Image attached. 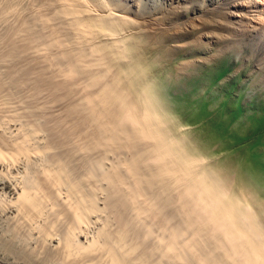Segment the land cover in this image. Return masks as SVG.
Here are the masks:
<instances>
[{
  "label": "rangeland",
  "instance_id": "374dc122",
  "mask_svg": "<svg viewBox=\"0 0 264 264\" xmlns=\"http://www.w3.org/2000/svg\"><path fill=\"white\" fill-rule=\"evenodd\" d=\"M112 1L0 0V148L7 154L0 163V188L10 191L0 190V258L54 263L45 250L60 247L61 233L47 238L48 247L39 227L60 210L59 201L69 203L65 186L56 194L60 204L50 199L48 212L27 226L12 202L26 180L63 167L69 183L83 185L99 204L87 221L91 225L76 231L83 245L105 223L112 231L131 224L129 240L141 242L150 224L159 235H149L146 249L172 235L163 242L178 245L176 264H242L178 183L183 172L171 177L167 170L182 153L202 159V184L226 171L227 197L240 196L245 203L238 210V232L248 230L251 242L264 239V84L255 83L264 80V29L245 30L253 23L246 17L256 15L243 7L247 0ZM242 46L248 51L240 52ZM227 52L233 56L229 64ZM149 115L161 118L160 140H173L177 153L156 159L154 143L137 124ZM22 144L27 154L17 152ZM242 171L256 182L255 195L242 193ZM139 205L146 210L137 215ZM246 212L259 225V239L246 228ZM63 218L57 232L67 231Z\"/></svg>",
  "mask_w": 264,
  "mask_h": 264
},
{
  "label": "bare ground",
  "instance_id": "6f19581e",
  "mask_svg": "<svg viewBox=\"0 0 264 264\" xmlns=\"http://www.w3.org/2000/svg\"><path fill=\"white\" fill-rule=\"evenodd\" d=\"M110 1L113 2L112 0H110ZM247 1H249V3L248 2H247L248 4L245 3L246 6L244 5L243 7H248L249 6V10L254 9L252 11H254V13H256V15H254V16L247 15L249 17H246V18H248L254 24L252 23V25H251L249 23L250 27L247 26L249 28L248 29L245 28V30H249L250 29L249 32H253L254 33V32L258 31L259 29H264V0H251V1L247 0ZM235 6H236V4H235ZM250 7H251V9H250ZM154 22H155V24H158L156 22V19H154ZM239 29H242V28L239 27L238 30ZM259 32H262V31H259ZM259 32H256V33H259ZM230 41H232V40H230ZM126 51L127 50L122 51L123 58H125V56L127 54ZM239 51L240 52H243V51L246 52V51H248V49H247V47L242 46ZM226 62H228V64L230 62H233V56L229 52L226 53ZM229 67L230 66H228V68ZM263 75H264V73H263ZM255 83H257L259 85L262 84V83L264 84V80L256 78ZM67 86H69V85H67ZM261 91L264 92V88H261ZM129 113H131V112L129 111ZM128 115H127V117H128ZM130 117H131V115H130ZM140 121H141V123H137V124L141 125V127H140L141 131L144 133L143 137H145V139H147V142L149 140V142L152 141L154 143L153 146L155 147L154 149H156V153H154V152L153 153L155 154L156 159L163 160V159H165L163 157H166V156L168 157L169 155H171V153H174V154L177 153L175 151L178 150V149H175L173 147V143H174L173 140H170L169 138H166V141L164 139L165 142H162L160 140L161 135H162V123H163V122H161V118H156L155 116L149 115V116H146L145 118H143ZM131 122H132V120H131ZM134 122L136 123V120H134ZM56 131H57V129H56ZM141 131H140V134H141ZM69 132H71V131H69ZM76 133L77 132L75 131V134ZM26 138H27V136H26ZM28 138H30V137H28ZM23 144H25V143H23ZM70 144L72 145V143H70ZM97 144H98V142H97ZM9 145H11V144H9ZM22 145H17L16 146L19 149V151H18L17 148H16L17 152L18 153L20 152V153H23V154H25L26 152H29V150L26 151L25 146L24 145L22 146ZM51 146H53V145H51ZM181 147H182V150L186 151L183 148V146H181ZM1 148H0V163L3 162V160L5 159V156L7 155V154L5 155L3 153L4 152L3 151L4 147L2 149ZM182 150H181V152H182ZM181 152H178V153H181ZM8 153H9V151H8ZM195 156H197V155H195ZM174 158L175 159H173V165L171 164V167L167 171L171 174V177H172V175L174 176L178 172H183V174L179 178L178 183H181L182 186L185 187L184 190H186V192L189 194V196H191V198H192L191 200L193 201V203L196 206L200 207L201 218L205 222L210 223L211 226L214 228V230L217 231V233H219L225 239L226 242H228V244L230 245L231 251L233 252L234 257L239 259V261H241L242 264H264V241H263L264 239H262V238H261V240L259 239V237H258L260 235L258 233L259 231L255 230L256 226L259 227V225H254L256 222L254 221V216L250 212H246V214L248 215L247 217H249L250 223H247L248 226L247 227L245 226V227L247 229L250 228L254 233L256 231L255 234L256 235H257V233L259 234V235H257L259 240L255 241V242L254 241H252V242L249 241V239L246 236L248 234V230H246V229H242V230L240 229L242 231L241 233H243V234L238 232V228L236 227V224H237L236 222H237L238 218H242V217L239 216L238 210L243 208L245 206V203H244V200H242L243 198L240 197V196H237V198L235 197V199L227 197V194L225 193V190H224V184H225L224 174L226 173V171L223 172L224 174L222 172H220V171H219V173L215 172L216 174L212 175L211 182L202 184L199 181L202 182L203 178L202 179H200V178L204 177V174L207 171L203 170L202 168H199V163L202 161L201 158L194 157L193 155L183 156L182 153H181V156L179 155L177 157L175 155ZM164 161H166V160H164ZM166 162H168V161H166ZM62 164H64V162ZM165 165L169 166V164H166V163H165ZM60 168H58L59 169L58 171L56 169H54V168H52L53 171L47 170L48 168L45 170V168H44V170L46 172H43V174L41 173V176H40V178H38V180H33V181H31L30 179L26 180V184L22 187V191H21L22 193H20V192L18 193L19 196L17 197V199H15V197H14V199L16 201H13V200H12L13 202L11 201L12 204H15V203L18 204L17 206H18L19 212L23 215L22 216L23 218L25 217L27 219L26 225L24 224L25 226H27L28 222H29V224H32V222H31L32 220L33 221H34V219L37 220V219L40 218V216L43 217L42 215L44 214L45 210L47 211L46 208H48V205H49L48 201L50 199H52V200L55 199V201L58 199L56 201L58 203L59 198L56 199V194H57L58 191H62V188H64V186H65V188L67 189V192H69V199H70L68 201L69 203H67V205H66L65 204L66 202H65L64 203L65 206H64V205H61L63 203L61 201H59L61 203V204L58 203V205L59 204L61 205V206L59 205V208H57V209H60V210H57L59 212L56 213L57 211H55L54 212L55 214L51 212V214H50L51 217L54 214L52 220L47 221L45 219L46 220L45 222H47V223L43 224L44 226L42 225L43 228L41 226L39 227V228H41L40 231H39L41 233H39V234H42L44 236V239L46 240V242L49 241L47 238L53 239V237L56 236L55 232L57 234L61 233L60 236H59V237H61L60 238L61 239V245L59 244L60 247H57V245H56V246H53L54 248L56 247L55 249H50V248H53L52 246H50V248L48 249L50 251L45 250L44 246L48 245V247H49V245H50L49 242L50 241L47 242L48 244L43 246L44 250L46 251V254H47V252H50L51 255L49 253L47 255L48 256L50 255L51 257L53 256V258H55V260H53L54 263L56 262V263L59 264V263L62 262V264H165V262L168 261V262H170V264H176L175 263L176 262L175 259H176V254L178 252L175 253V248H178L177 247L178 245L176 247H174L173 244L175 242L172 241V240L169 243H167L166 245H164V242H163V241L167 242L168 239L172 235H170V236L168 235L169 238L167 237V240H163L162 239L163 236L162 237L160 236L161 238H159V240L161 239L162 241L160 240L158 242L152 243L150 249H148L149 246H148V244H146L148 246L147 249H146V245L144 243L147 242V240H148L147 238H149V235L154 236V232H155V229L152 227L153 225L151 226L150 224H149V226L147 225V227H149V228L146 227L147 231L145 233L143 232L144 238L142 240L144 242L141 241V240H140L141 242H138L137 240H136L137 242L129 240V238H130L129 234H130V231H131V229H129V225H131V224H128L127 223L128 221H127L126 222L127 224H125L124 222H123L124 224L121 223L122 224L121 227H120V225H119L120 223H119L118 227H120V228L119 229L117 228L118 230H116V231H112L110 228H108V226L110 224L107 226V224L105 223L103 225L104 228L100 229L101 230L100 232H97L99 234H97V236L94 235L93 239L90 241V243L88 245H86V246L83 245V243L78 239V238H80L81 235L78 237V235L76 234V231L78 230L77 231V233H78L80 230H82L80 228L85 223H87V226L91 225L87 221L89 220V218L92 219L90 217L91 214L93 216L94 214H96L95 212L99 211L98 210L99 209L98 208L99 204L97 205L98 202L96 203V201L94 200V198H96V196L93 198V196L91 194H87L88 192H84V191L81 190V188H80L81 185L80 184H79V186L77 185L78 189H77V187L76 188L73 187V186H76L77 183H75V185H73V182L69 183V180L71 181L70 175L68 176L69 177V179H68L67 175L64 172L65 168H63V167H60ZM49 169H51V168H49ZM54 170H56V171L54 172ZM49 171L51 173H49ZM94 171H95V168H94ZM70 174H71V172H70ZM95 174H96V172H95ZM252 175H254V173ZM240 176H241L240 178L242 179L241 180V187H242V190H243L242 191L243 194L246 193L247 195H251V194L255 195L256 192H259L258 191L259 188L257 186H253V185H255L256 182L253 179H251L253 177L250 176V174L248 172H246V171L243 172L242 171V173H240ZM74 181H76V180H74ZM1 184H3V183H1ZM70 185H72V186L70 187ZM3 186L4 185H2L0 190L2 191V189H3V190H5V193H7L8 192V187H4L3 188ZM6 186H7V184H6ZM91 191L94 192L93 190H91ZM215 192L217 194H214ZM8 193H10V191ZM95 194H96V192H95ZM7 196H8V194H7ZM58 196H60V195H57V197ZM64 201H66V200H64ZM56 202L55 203L51 202V203H54V205H53L54 207H56V205H57ZM16 204H15V206H16ZM108 205H109V203H108ZM139 206H141V205H139ZM13 207H14V205H13ZM13 207L11 206V208H13ZM9 208H10V206H9ZM138 208H140V207H138ZM138 208H137V213H139V214H137V215H140V212H141V209L143 208V206H141V208L139 209L140 211L138 210ZM49 209H51V208H49ZM53 209L54 208H52L51 211H53ZM119 209L121 210V208H118V210ZM142 210L144 211L146 209H142ZM64 214H65V218H63V219H67V220H65V221H67V227H66L67 231L65 230L66 232H64V230H63V232H62V230H61V231L57 232L58 227L61 226L60 224H63L62 223L63 222L62 221V217L64 216ZM244 214H243V217H244ZM49 219H50V217H49ZM117 220H118V218H117ZM22 221H21V223L18 221V225L20 223V225H19L20 227L24 226L22 224ZM92 221L90 220L89 222L91 223ZM120 222H122V221H120ZM243 222H246V221H242L241 223H243ZM24 223H25V219H24ZM138 223L141 224L140 221L139 222L137 221V225H138ZM92 224H93V222H92ZM18 225H15V226H18ZM19 226H18V229H19ZM112 226H113V224H112ZM134 227H136V226H134ZM138 227H140V226H138ZM138 227H136V230H137ZM30 228L32 229V227H29V230H31ZM150 228H151V230H150ZM256 229H258V228H256ZM33 231H31V232H33ZM168 232L170 233V231H168ZM79 234H81V232ZM131 234L134 235L133 233H131ZM156 234L157 233L155 232V235ZM31 235H32V233H31ZM158 235H156V237ZM174 235H173L172 239L174 238ZM135 236H138V234L134 235V238L136 239ZM142 236L143 235L141 234L140 237L142 238ZM156 237H153V238H155V241L157 239ZM176 237H178V236H176ZM138 238H139V236L137 237V239ZM141 238H139V239H141ZM153 241H154V239H153ZM172 242H173V244H172ZM42 243L44 244L43 241H42ZM181 255H180V257H181ZM48 256H47V258L49 259ZM152 256L155 257V258H153ZM45 257H46V255H45ZM1 258H0V264H16L15 261H13V263H11L10 261H7V259H3V258L1 259ZM49 260H51V258ZM180 261H182V260H180ZM202 262H204V261H202ZM17 263H19V262H17ZM19 264H21V263H19Z\"/></svg>",
  "mask_w": 264,
  "mask_h": 264
}]
</instances>
